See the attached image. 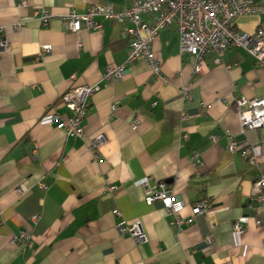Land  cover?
<instances>
[{
    "label": "crops",
    "instance_id": "0c3cea01",
    "mask_svg": "<svg viewBox=\"0 0 264 264\" xmlns=\"http://www.w3.org/2000/svg\"><path fill=\"white\" fill-rule=\"evenodd\" d=\"M130 1L0 0V40L10 45L0 53V264H264V211L252 200L264 175V129L243 131L234 110L264 97V70L231 48L220 64L206 55L194 75L172 26L153 45L159 79L146 61L127 64L130 40L117 22L66 28L72 11L101 4L124 14ZM40 11L54 17L47 27ZM236 28L255 34L264 16L242 17ZM123 66L120 79L103 80ZM84 86L99 91L88 100L82 139L43 124L50 114L69 118L62 99ZM98 133L105 141L94 151ZM147 179L188 205L181 230L163 203H145ZM203 202L207 211L193 221ZM237 222L241 236L231 231ZM121 223L140 225L146 241L122 237Z\"/></svg>",
    "mask_w": 264,
    "mask_h": 264
},
{
    "label": "built area",
    "instance_id": "2783aa9c",
    "mask_svg": "<svg viewBox=\"0 0 264 264\" xmlns=\"http://www.w3.org/2000/svg\"><path fill=\"white\" fill-rule=\"evenodd\" d=\"M20 6H26L22 2ZM42 26L47 27L54 17L47 11L38 13ZM247 16H264V5L255 0H131L124 14H117L112 7L94 4L87 9L85 14L76 11L70 12L63 19L66 28L73 33L83 31H101L106 21H115L124 27V33L130 40V49L127 64L146 61L150 71L156 78L163 79L162 62L153 52L155 40L169 27L174 26L179 35L180 49L183 56L194 61L193 74L201 75L204 57L208 54L216 55V64H220L224 54L231 48L240 49L251 56L258 67L264 70V29L255 34H248L236 28L238 19ZM20 26V25H19ZM3 30L0 29V34ZM44 48V53L49 52ZM10 51L6 40H0V53ZM126 68H109L103 75L104 81H115L125 74ZM99 91L98 86H84L71 90L63 99L64 107L71 113L66 120H61L56 114L48 115L44 125H54L58 131L68 138L82 139L84 137L83 122L87 116L88 100ZM119 105L111 107V114H115ZM240 125L243 131L264 129V97L247 101L240 100L235 106ZM105 141V136L98 133L90 140L91 149L96 150ZM230 151L235 150L232 142ZM249 157V153L245 155ZM98 158V157H97ZM253 160V159H251ZM252 162V161H251ZM145 203L152 206L157 202L163 203L168 215L173 216V226L181 230L185 224L180 214L188 206L178 197H174L165 183L158 184L147 179L143 185ZM18 195H23L17 189ZM253 205L261 212L264 211V175H261L253 184ZM208 205L200 203L193 206V221L202 217ZM116 216H120L116 212ZM38 217L33 218L37 223ZM193 222H187L191 225ZM257 227H262V220L258 219ZM245 227L235 223L231 231L241 236ZM118 231L122 237H130L136 243L142 244L146 236L140 225H126L121 223ZM23 239L29 238L27 233L22 234ZM212 237H207L204 243L211 244Z\"/></svg>",
    "mask_w": 264,
    "mask_h": 264
}]
</instances>
